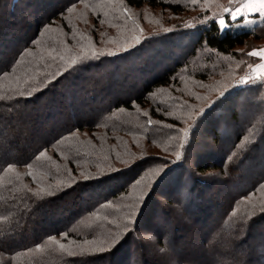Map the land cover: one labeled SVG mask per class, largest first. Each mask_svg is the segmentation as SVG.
<instances>
[{
    "label": "trees",
    "instance_id": "obj_1",
    "mask_svg": "<svg viewBox=\"0 0 264 264\" xmlns=\"http://www.w3.org/2000/svg\"><path fill=\"white\" fill-rule=\"evenodd\" d=\"M75 1L72 0V3ZM124 1L130 6L140 7L148 3L153 7H169L176 14L182 10L179 4L168 3L166 0ZM68 7L67 0H0V97H2L0 99V264H139L138 257L142 259L140 264H163L164 258L161 259L162 253L159 250L165 249L166 253L167 249L173 246L170 242H174L175 238H181L182 243L191 241L193 247L192 253L184 251V256L178 260V264H264V230H262L264 199L257 201L251 207H243L237 217L235 215V218L239 219H235V225L233 227V223L231 228H234L236 232L229 235L230 230H228L225 239L232 244L233 249L229 247L226 249L219 242L222 239L212 242L211 239H204L200 231L199 235L195 233L198 229L204 234L208 228L211 230L206 235L219 231L217 219L223 213L221 189L226 184L234 185L236 181L240 183L243 179L242 177L234 179L227 175L230 172L233 175L236 171L225 164V159H222L221 164L213 163L212 156L219 155H217L216 148L204 152L198 150L197 155L192 152L202 145L214 144L219 147L216 140L224 137L221 130L237 125L239 110L231 108L227 113L226 111L217 113L216 110H223L228 103L233 105L236 98L241 103L240 95L236 94V91L245 90L254 85L258 86V90L263 91L261 88L264 82L236 85L233 81H229L225 88L227 89L225 90L226 95L220 97L216 94L213 100H210L213 104H209L208 101L203 106L205 112L195 120L191 119L193 127H190L187 135L183 136V142H179L178 146H173L174 149L170 148L169 152L167 151L170 155L167 154V157L157 160L160 164L167 166L165 167L166 172L161 174L162 178L160 176L156 178L151 191L146 193L148 195L145 198L147 206L149 201H152L151 206L155 209L143 207V215L140 218L143 227L137 228L128 242L95 256L79 254L69 256L59 248L56 241L66 245L71 244L73 251L79 253V249L75 247L76 243L85 239H93L97 236V232L108 234L111 231L114 234L116 227L111 221L122 213V208L114 206L131 203L132 197L128 195L131 186L139 180V175L143 176V173L149 169L150 162L155 161L154 156L147 160L130 156V161L119 167L116 166L118 160L98 154L92 146L78 144V141L82 138H90L85 142L93 144L95 136L90 133L96 131L98 127L115 129L113 125L115 120L122 115L126 116L127 113L133 115V123L144 124V129L147 127L152 130L156 127V129H161V132H165L166 129L160 123H148L149 119L157 121L164 119L159 110H164L165 107L153 99L154 93L159 88L174 86L188 70L191 71V76L190 73L186 76L195 78H205V75L210 76L213 72L227 71L228 68L224 66L221 68V64L218 65L217 59L220 57L225 59L234 55L240 47H251L256 40H264V17L239 31H234L235 23H232L233 20L229 16H225L228 26L224 30H221L219 24L214 22L216 18L211 17L207 19L208 25L202 28L203 30L194 41L187 58L181 59V48L175 50L178 47L176 44H173L175 48H170L173 50L171 52L163 46V48H157L156 52H152L154 53L152 57L150 56L151 60L154 59L151 63L152 69H146L147 64L150 63V60H147L145 68L135 66L131 75L125 73L119 81L108 80V83L111 82L109 87L108 85L102 87L103 83L99 84L91 79L98 84L95 89L101 94H77V89L84 87L83 81L88 77L86 73L94 61L113 56L99 57V59L90 60L86 65L69 67L70 62L66 63L59 58L53 61L47 55L45 50L50 47H47L48 43L45 39L56 29L63 31L59 34L57 41L59 45H64V49L57 47L55 49L64 52L66 56L78 53L68 49L65 43L68 36L64 32L65 29L69 30ZM258 16L259 14L253 17L258 18ZM240 20L242 18L237 19V21ZM45 25L49 27L45 28ZM32 40L38 43L33 45ZM25 48L31 50V55L23 52ZM135 49L139 50V47ZM175 52H177L176 55ZM205 53L208 54L205 55ZM131 55L132 50L116 56L128 59ZM38 57H43V60H39ZM166 61L167 64L163 66L162 64ZM201 61L212 68L210 73L198 72ZM155 66L161 68V72L158 71L154 77L146 79L145 71L151 72ZM37 68L40 69L39 73L35 71ZM5 72L8 73L7 76ZM117 73L118 76L121 75L119 69ZM135 73H138L137 78L131 80L135 77ZM29 74L35 79L25 84V89L32 92V95L18 96L16 93L21 89L16 84L15 78L26 79ZM9 81L12 83L10 84ZM125 91L128 94L127 92L123 94ZM184 95L183 98L187 96V94ZM252 96L254 99L263 100L264 103V94H253ZM151 100L154 103H151ZM242 102L245 104L244 101ZM236 104H238L237 100ZM137 108H148L146 109L149 112L148 117H143L140 113L134 114ZM196 110L199 112L200 109ZM87 114H90L89 120L85 119ZM252 124L255 125L253 128H261L264 132V126L259 127L256 121ZM70 132H75L76 135L70 136ZM244 133L245 130L238 131L236 139H241ZM251 135L254 134L251 133ZM210 138L214 140L210 141ZM23 141H26L28 145L24 146ZM249 146L243 148L248 149ZM251 148L257 150L256 146ZM8 151L15 152L8 155ZM40 151H46L47 155L51 153L52 158H56L55 154L65 153L69 155L68 158L71 161V168L63 166L61 172L48 173L49 178L44 179V187L41 188L51 195L37 196L36 192L39 189L35 190L26 184L21 185L18 176H11L13 168L28 167V164H31L33 169L41 167V170H44L49 159L47 155L37 159ZM87 152L90 154L88 158L85 156ZM177 152L181 153L179 159L176 157ZM193 154L198 157L193 159ZM101 160H104L106 165L103 169L96 170ZM77 162H89L90 164L78 167ZM8 164H12L13 168L8 169ZM77 167L82 171L80 175L77 174ZM174 168L177 170L173 171ZM229 168L231 170H228ZM172 171L173 174L174 172L178 174L176 173L175 179L172 178L173 184L171 183L166 189L165 200L168 206L165 208L153 201L152 191L157 189ZM43 172L46 173L45 170ZM236 175L238 174L234 176ZM84 176L88 179H84ZM13 177H16L17 182ZM124 177L128 178L125 182ZM118 178H122L121 182L124 184L114 187L113 183H116ZM73 180L76 181L74 184ZM56 181H61L63 187L57 186ZM212 182L214 185L211 187ZM249 182L252 184L239 189L235 194L236 197L230 196L228 209L225 214L223 213V217L226 218V215L229 217L221 220V223L227 224L232 216L234 217L227 213L238 200L241 206L243 200L250 194L249 192H257L259 187L263 188L264 174L258 175ZM215 184L218 188L214 187ZM182 188H185L187 193H184ZM184 194L191 198L188 204L192 211L190 213L194 216V219L190 221L191 226H189L190 223H182L181 220L186 218H180L179 213L177 214L180 209L176 206L183 205L181 197L185 196ZM124 200L126 202H123ZM109 201L113 206L108 205ZM37 216L39 218L36 219ZM105 216L108 220L104 219ZM176 218L179 221L177 223ZM156 220L160 224H157ZM253 225L256 226L258 232L256 239L255 231L252 230ZM169 228H172L171 235L166 231ZM143 230H148L153 234V238L144 240L143 236L136 237V234ZM61 233L66 235H61ZM240 233L245 236L244 245L237 241V235ZM49 236L55 239L49 240ZM17 237H20V240H16ZM152 242L156 243L157 248L152 254L153 261L140 250V254H137L136 248L150 246ZM37 244L40 248L36 247ZM173 244L174 248L183 247ZM234 248L238 249L239 255Z\"/></svg>",
    "mask_w": 264,
    "mask_h": 264
},
{
    "label": "rangeland",
    "instance_id": "obj_2",
    "mask_svg": "<svg viewBox=\"0 0 264 264\" xmlns=\"http://www.w3.org/2000/svg\"><path fill=\"white\" fill-rule=\"evenodd\" d=\"M166 2L179 4L182 8L181 12L179 14H176L169 7H153L148 3H145L140 7L130 6L126 4L124 0H122V2L121 0H112V2H110V0H76L74 3H72L75 5L73 11H67L69 30L65 29L64 32L68 36L66 38L67 41L65 42L68 45V49L79 52L80 48L78 47V45L88 44L90 40L98 52L106 49L111 50L112 52H117L118 47L120 49L118 54H124L125 52L132 50V55L129 56L128 59H123L120 56H102L104 57L103 59L98 60L97 62L94 61V64L91 65L90 70L86 73L88 74L86 75L88 77L83 81L84 87H82V89L78 88L77 94H101L98 92L99 90L96 91L95 86L98 84L94 83V81H97L99 84L103 83L102 87H106L107 85L109 87L111 83L110 81H119V79L123 78V74L125 73L131 75L133 69H135V66L137 68H145L147 60H150V63L147 64L146 69H152L153 67H151V63L154 62V59L151 60L152 54H154L152 52H156L157 48H163V46H166L167 51L171 52L173 50H171L170 48H175L173 47V44H176L178 47H176L177 49L175 50H180L181 48V59L187 58L194 41L198 38L201 30H203L202 28H205L206 25H208L205 17H207L208 20L211 17L217 19V15L220 14L224 15V17L229 16L231 19L230 13H223L222 9L224 7L232 8L238 6L243 2V0H196V3H192L191 0H166ZM69 7H71V5H69ZM124 8L128 9L127 14L120 11ZM37 14H39V12H37ZM128 15H130L132 19H127L126 17ZM253 16L251 17V19H249L241 15L242 20L240 21H237L238 17H236V19L232 21L233 24L235 23L233 27L234 31H239L243 27H248L253 24L252 22H256L257 20H260L262 17H264L259 14L258 19H256V17ZM135 25H139V28H142L143 32L140 33L139 28H135ZM186 25H188V27H186ZM225 28L221 30H224ZM134 29L135 33L142 35L144 39H142L139 43L133 42L131 47H127L124 44V40L128 39L129 41H131V36L133 35ZM164 29H171V31L165 32ZM53 32L54 33L49 34L45 39V42L48 43L46 44L47 47L49 46L50 48L57 47L58 49H64V45H59L57 41L59 39V34H62L63 31H59L58 29H56ZM55 35L57 36V38ZM81 37H83V39H81ZM138 47L139 50L135 49ZM125 48H127L126 51L124 50ZM253 48L264 49V40H256L253 46L248 48H246L245 46L240 47L239 49H237L234 55L228 56L225 59H222L221 57L220 59L216 58L219 62L218 65L221 64V68L223 66L225 68H228V70L226 69L227 71L222 70L220 73L213 72L210 76L209 74L205 75V78H195L190 77L191 71L188 70L186 74L190 73V76H186L185 74V76L180 78L178 82L174 84V86H170L164 89L163 87L159 88V90L154 93L153 99L155 100V102L161 103L162 106L165 107H162L164 108V110H159V112L163 114L164 119L160 121H157L155 119L151 120L154 123H160L161 126L166 129L165 132H161V129H156V127L152 128V130L147 129V127H145L146 129H144V124H137L136 122V124L133 123V115L127 113L126 116L122 115V117L115 120V123H113L116 130L98 127L96 131L90 133L91 135L95 136L93 138L95 139L93 141V144L85 142L90 138H82L78 141V144L90 145L98 154L106 155L107 157L112 158V160H118V162L116 161V166L119 167L129 162L130 156H133L136 159L143 158L144 160H147L149 158L152 159L151 157L154 156L155 161L150 162L151 164L148 166L149 169H147L146 172L143 173V176L139 175L138 177V181H141L143 178L141 185L133 184L129 190L130 192H133L134 197V189L138 190L139 188L144 187V185L147 184L148 187L144 189V195L146 198L148 195L146 193L151 191L156 178L159 176L161 177V174L166 172L165 167L167 166L160 164V162H158L157 160L167 157V154L170 155L168 153L169 149L173 146H178L179 142H181V137L185 135L180 130L192 125L193 121L189 118V113H196V109H201L208 101H210L211 99L213 100L215 95L219 94L220 91L227 90L225 88L229 84V81H233V83H235L236 80H238L240 76L244 75L245 73L253 75V73L249 72V68L247 67L248 64L264 63V59H261L260 57H250L247 55V53ZM136 51L137 53L135 54ZM143 52H145L144 55ZM176 53L177 52H175V55ZM141 54L142 56H140ZM207 54L205 53V55ZM146 56H148V58H145ZM107 58H109V61H107ZM111 58L113 59L110 60ZM166 64L167 61L162 65L165 66ZM156 66L155 69H153L151 72L145 71V73H147L145 75L146 79L154 77L158 73V71L161 72V68H156ZM199 68L200 70H198V72L207 71V73H210L212 71V68H209V66L205 65L202 61ZM118 69L121 72V75L119 76L117 75ZM134 75L135 77L131 78V80H135V78H137L138 76V73H135ZM91 79H93L94 81H92ZM108 80H110L109 83L107 82ZM260 82V80H254L251 84H259ZM257 87L258 86L254 85L251 86V88L248 87V89L236 91V94L240 95L239 99L241 103H239L238 98H236L234 101L236 103L237 100L238 104L235 105V103H233L232 105V103H228V105L224 107L225 109L223 108V110H216L217 113L224 111H226L227 113L231 110V108H236L237 110H239V120L237 125L221 130L223 133L222 136L224 137H222L221 140L218 139L219 141L216 140V142L219 144V147H217L218 145L216 146L214 144L208 146L202 145L201 147H198V149L196 148L195 150H192V152L196 154L198 153V150L204 152L206 150L211 151L212 148H216L215 150L218 151L217 155H219L217 157L216 155L212 156L211 160L213 161V163L215 162L217 164H221L222 159H225V164L229 165L228 167L235 169L236 171L233 175H231L232 172L227 175H229L230 177L232 176L234 179H241L242 177L243 180L240 183L236 181V184L234 185L226 184L221 189L220 195H223L221 209H223L224 214L228 209L227 204L229 203L228 199L230 198V196L236 197L235 194L239 189L250 186L252 183H250L249 181L254 180L258 175L264 174V132H262L261 128H253L255 125L252 124L253 121H256L259 127L264 126L263 100L254 99V96H252L253 94H264V86L261 88L263 91H260V89L258 90ZM126 92L127 91H125L123 94H126ZM106 93L109 94V92L107 91ZM114 93L120 94L116 91H114ZM111 94L113 93L111 92ZM184 94H187V96H185ZM183 95L185 96V98H183ZM242 101H244L245 104H243ZM151 103H154V101H152ZM146 109L148 110V108H137L134 114L140 113L141 116L148 117L149 112ZM85 119L89 120L90 114H87L85 116ZM240 130H245V133L243 134L241 139H236L238 131ZM251 133L254 135H251ZM211 139L212 138H210V141ZM22 144L25 146L27 143L26 141H23ZM246 144L250 145L248 149L243 148L247 146ZM253 146H256L257 150L252 149L251 147ZM113 150H115V152H113ZM14 152L15 151H8V155H12V153ZM89 155L90 154L88 153L85 156L88 158ZM68 156L69 155H66L65 153H61L59 155L55 154L56 158H52L51 153H49L47 157H50L51 159H49V161L47 162V166L44 168L46 173L43 172L44 170H41V167H38L36 169L22 167L13 168L14 171L12 172L11 176H18V181L21 185L26 184L28 187H31L35 190L40 189L42 186L44 187V179H46V177L47 179L49 178L48 173L55 172L56 174H58L59 172H61V170H63V166L65 168H71V161L69 160ZM197 157L193 154V159ZM229 157H231V159H229ZM91 158L92 157H90V159ZM204 159L205 158H203V160ZM104 162V160H101L98 163L96 170H99L100 168L103 169L106 165V163ZM87 164L90 163L77 162L76 165L78 167L80 165L85 167L87 166ZM161 166L163 167L164 171L153 178L151 176V172L155 171L158 167ZM78 167L77 174L80 175L82 171L79 170ZM230 168L228 170H231ZM57 169H59V171H57ZM175 170L177 169L174 168L173 171ZM29 171H31L33 174L28 175ZM173 171L172 173H168V175L160 183L159 187L152 191L153 201L157 205H162L165 208L166 206H168L165 200L166 189L171 183L173 184L172 178L175 179L177 173L174 172L173 174ZM235 174L238 175L234 176ZM13 179L16 180V177H13ZM124 179L125 182L128 178L124 177ZM117 180L118 181L116 183H113L114 187L124 184V182H121L122 178H118ZM216 184L214 187H216ZM213 185L214 183L212 182L210 186L212 187ZM216 188H218V185ZM181 190H183L184 193H187L185 191V188H182ZM249 193L250 194L247 196V198L243 200L241 206L239 205L238 200L237 203L232 207V211H228L227 214H229L230 216L234 215V217L232 216V219L229 221V223H221V220L227 219L229 217L228 215H226L225 218L223 217V213H221L220 217L217 219V224H219V231L217 233L206 235L210 232V228L205 230L204 234L201 230L198 229L195 233L199 235L200 231L201 235L204 236L201 237H203L204 239H211L212 242H217L218 239H222L223 242H219L222 243V245L225 246L226 249L228 247L233 249L232 244L227 242L228 240L225 239L227 238L228 230H230L229 235L236 232L234 231V228H231V225L234 223L232 225L234 227L235 221L239 219H236L235 215L237 217L243 207H251L253 206V204L257 203V201L264 199V184L263 188L259 187L257 192ZM190 199L191 198L186 194L185 196L181 197V203L184 207H182L181 204L176 206L178 209H180V212H177V214L179 213L178 215L180 216V218H186L185 220H181L183 221L182 223H190V221L194 219V216L190 213L192 211L188 206ZM222 199L220 198V200ZM123 202L126 201L124 200ZM151 202L152 201H149L147 208L155 209L154 206H151ZM143 203L144 202H142V204ZM37 218H39V216H37L36 219ZM157 220L161 222L159 218H157ZM157 220L156 223L160 224V222H157ZM177 221L178 219L176 218L175 222L177 223ZM238 223H240V221ZM191 225L192 224L190 223L189 226ZM253 226L254 228L252 226L251 227L253 228L252 230L255 231L254 234L256 236V239L258 238V232L256 230V226ZM172 228L166 230L170 235ZM262 230H264V227H262ZM140 232L136 234V237H138V235L139 237L143 236L144 240L153 238V234H151L148 230H143ZM96 235L97 238L104 239L107 234L97 232ZM237 238V241H239L242 245L245 244V236L243 235V233L238 234ZM16 240H20V237H17ZM180 240L181 238H175L174 242H170V244L173 246V243L179 246H183L181 248L183 251L178 247L174 248L172 246L171 248L174 249V256L171 258H178V260H180V258L184 256V251H188L191 253L193 252L191 241H187V243H185L186 241H184V243H182V241ZM155 244V242H152L150 246L136 248L138 252L137 254H140V250V252L144 253L148 259L153 261L152 254L157 249ZM104 247H107V245H105ZM134 250L135 248L133 249V253L135 252ZM234 251L239 255L238 249L234 248ZM193 255L195 256L194 253ZM161 257V259L164 258L163 264H168V260L170 258L166 254H162ZM138 259L140 264V261H142V259L141 257H138Z\"/></svg>",
    "mask_w": 264,
    "mask_h": 264
},
{
    "label": "snow or ice",
    "instance_id": "obj_3",
    "mask_svg": "<svg viewBox=\"0 0 264 264\" xmlns=\"http://www.w3.org/2000/svg\"><path fill=\"white\" fill-rule=\"evenodd\" d=\"M112 2V0H110ZM122 2V0H121ZM192 3H196V0H191ZM67 3L71 5V7H68V11L72 12L75 5L72 4V0H67ZM123 13L127 14L128 9L124 8L122 10ZM223 13H230L231 19L235 20L236 17L243 15L244 17H247L248 13L251 12H257L261 16H264V0H243L242 3H240L238 6L229 8V7H224L222 9ZM127 19H132L130 15L126 17ZM207 20V17H205ZM215 23H218L220 28L223 29L227 26L226 19L224 15H217V19L214 21ZM115 26V25H114ZM49 25H45V28H48ZM188 27V25H186ZM135 28H139V25H135ZM140 33L143 32L142 28H139ZM165 32L171 31V29H164ZM83 39V37H81ZM144 37L142 35L136 34L135 29L133 30V35L131 36V41L128 39L124 40V44L127 47H131L132 43H139ZM38 42L36 40H32V44L35 45ZM78 47L80 48V51L78 53L70 54V55H65L64 52L57 51L55 48H48L45 51L47 52V55L52 58L53 61H55L57 58L61 61H65L66 63H69V67L73 66H83L86 65L90 60L94 59H99V57L102 56H116L119 52V47L117 52H112L111 50H103V51H97L95 46L92 44V42L89 40L88 44H79ZM125 51L127 48L124 49ZM67 51V49L65 50ZM24 53H27L31 55V50L28 48H25L23 50ZM90 54V55H89ZM248 56L252 57H260L261 59H264V49H257L253 48L251 51L247 53ZM39 60H43V57H38ZM19 63V61H17ZM247 67L251 70L253 75H249L245 73L244 75L240 76L238 80H236V85H245V84H251L254 80H260L261 82H264V63H257V64H248ZM37 73L40 72V69L37 68L35 69ZM8 73L5 72V76H7ZM16 84L18 85L20 91H18L16 94L18 96H25V95H32V92L27 91L25 89V84H27L29 81H32L35 79L34 76L32 75H27L26 79L21 78V77H16ZM11 84L12 82L9 81ZM229 87H232L229 85ZM34 90V89H33ZM226 95L225 91H220L219 96L224 97ZM2 99V97H0ZM209 104H213V101H209ZM205 112V109L202 107L199 112H196L194 114L189 113V118L192 120H195L196 117L201 116ZM149 124L152 123L151 120L148 121ZM189 127L182 128L180 131L183 132L185 135L189 132ZM70 136H75V132H70ZM184 137H181V141L183 142ZM47 153L46 151H40L39 155L37 156V159H40L42 157H46ZM177 159L181 157V153L177 152L176 153ZM48 159H51L48 157ZM231 159V157H229ZM29 169L32 168L31 164L27 165ZM8 169H12L13 165L8 164L7 166ZM59 171V169H57ZM164 169L163 167H158L155 171L151 172V176L154 178L155 176L159 175L161 172H163ZM33 173L29 171L28 175H32ZM162 178V177H161ZM84 179H88L87 176H84ZM143 180V178H142ZM141 181H137V185H141ZM76 181L73 180L72 183L74 184ZM57 186L63 187L61 181H56ZM71 186V185H69ZM51 187V186H49ZM148 185L145 184L144 187L139 188L138 190H135V196L133 197V192H129V197H132L131 203L124 204V205H115L114 207L117 208H122V213L119 217L114 218L111 223L116 227L115 233H109L105 236L104 239H100L97 237H94L92 240H83L80 243H76L75 247L79 249V253L76 251H73L72 245H66L64 243H60L59 241H56L57 244L59 245V248L63 250L64 252L67 253L69 256H76V255H82V256H95L98 253L105 252V251H110L114 247L118 246L119 244L126 243L128 240L131 238V234L135 233L137 228L143 227V225L140 222V218L143 215V207H146V200H145V195H144V189L147 188ZM37 196L41 195H51V193H45L44 188H40L36 192ZM141 202H144L143 205ZM109 206H113L111 201L108 202ZM123 209H126V211H123ZM139 209V211H138ZM251 213H249L250 215ZM105 220H108V217H104ZM61 235H66L65 233H61ZM49 240H54L55 237L49 236ZM74 243V242H73ZM107 245V247H104ZM37 248H40V245H36ZM162 254H166L170 259L168 260V264H178V258H171L174 256V249L169 247L167 249V252L165 253V249H160L159 250Z\"/></svg>",
    "mask_w": 264,
    "mask_h": 264
},
{
    "label": "crops",
    "instance_id": "obj_4",
    "mask_svg": "<svg viewBox=\"0 0 264 264\" xmlns=\"http://www.w3.org/2000/svg\"><path fill=\"white\" fill-rule=\"evenodd\" d=\"M257 14H259V13H257V12H251V13H248L247 18L251 19V17H252L253 15H257ZM240 18H241V16H238L237 19H240ZM256 19H258V18H256ZM252 23H254V22H252Z\"/></svg>",
    "mask_w": 264,
    "mask_h": 264
},
{
    "label": "built area",
    "instance_id": "obj_5",
    "mask_svg": "<svg viewBox=\"0 0 264 264\" xmlns=\"http://www.w3.org/2000/svg\"><path fill=\"white\" fill-rule=\"evenodd\" d=\"M249 72L252 73L250 69H249Z\"/></svg>",
    "mask_w": 264,
    "mask_h": 264
}]
</instances>
